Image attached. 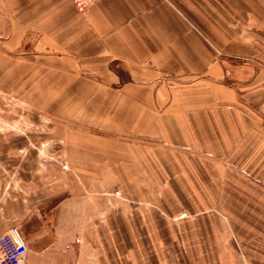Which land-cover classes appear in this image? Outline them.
Instances as JSON below:
<instances>
[{"label": "crops", "instance_id": "0c3cea01", "mask_svg": "<svg viewBox=\"0 0 264 264\" xmlns=\"http://www.w3.org/2000/svg\"><path fill=\"white\" fill-rule=\"evenodd\" d=\"M0 92L54 120L0 136V236L24 264H79L111 180L137 203L124 261L238 264L246 245L264 264V0H0Z\"/></svg>", "mask_w": 264, "mask_h": 264}, {"label": "rangeland", "instance_id": "374dc122", "mask_svg": "<svg viewBox=\"0 0 264 264\" xmlns=\"http://www.w3.org/2000/svg\"><path fill=\"white\" fill-rule=\"evenodd\" d=\"M77 117L71 116H62V124L68 126L70 120H73ZM54 124L52 117L44 116L37 109H34L32 106L23 104L18 100L12 99L10 96L3 95L0 92V136L5 138L9 136H18L23 134H31L39 136L41 133L47 132L51 126ZM63 140H65L63 138ZM62 153H61V170L63 173L69 172V162L67 160L68 149L64 145V141L61 143ZM43 150V147L39 145L36 152ZM41 167L39 168V170ZM65 182V180H63ZM110 192L107 196H104V201L99 196H94V206L98 207V211L92 213V222H91V233L88 230V236L85 239L84 243L80 246V261L79 264H130L129 261L123 260L122 253L124 252L123 248H128L129 244H123V239L127 238L128 229L124 228L119 221L123 220V211L125 210L127 214L133 213L132 207L135 206L136 201L131 197H126L121 194L118 188V181H110ZM7 188L15 191L18 194H21L20 182L14 180L13 183L9 182L6 185ZM108 204V211L102 213L101 207L102 204ZM106 205V204H105ZM107 215L109 218H107ZM186 215H180V218L185 217ZM256 216V213H255ZM239 219H246V213L239 212ZM256 219V217H255ZM120 224V226H119ZM246 229H238L239 235L245 236ZM264 233V228L255 227L253 229V234L255 239L259 238ZM107 235L109 239H107ZM106 238V241L110 242L109 254L105 253L106 248L105 243L103 242ZM122 243L119 246V243ZM256 243V242H254ZM80 244V243H79ZM256 246V245H255ZM120 249H117L119 248ZM246 245H239V260L238 264H260V260H248L247 256L244 253ZM242 250V251H240ZM260 253L259 249L255 247V251ZM107 251V250H106ZM145 255V254H142ZM105 257V258H104ZM149 260L143 258L141 261L142 264H147Z\"/></svg>", "mask_w": 264, "mask_h": 264}, {"label": "built area", "instance_id": "2783aa9c", "mask_svg": "<svg viewBox=\"0 0 264 264\" xmlns=\"http://www.w3.org/2000/svg\"><path fill=\"white\" fill-rule=\"evenodd\" d=\"M75 9L84 15L97 0H70ZM27 247L20 237L8 231L0 236V264H24Z\"/></svg>", "mask_w": 264, "mask_h": 264}]
</instances>
